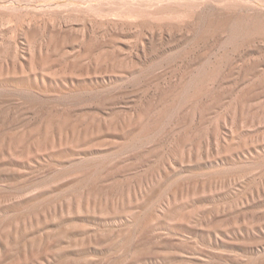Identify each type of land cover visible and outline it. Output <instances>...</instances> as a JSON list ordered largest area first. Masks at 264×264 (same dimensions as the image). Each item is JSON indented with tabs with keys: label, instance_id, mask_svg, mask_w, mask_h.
Here are the masks:
<instances>
[{
	"label": "rangeland",
	"instance_id": "obj_1",
	"mask_svg": "<svg viewBox=\"0 0 264 264\" xmlns=\"http://www.w3.org/2000/svg\"><path fill=\"white\" fill-rule=\"evenodd\" d=\"M264 0H0V264H264Z\"/></svg>",
	"mask_w": 264,
	"mask_h": 264
},
{
	"label": "bare ground",
	"instance_id": "obj_2",
	"mask_svg": "<svg viewBox=\"0 0 264 264\" xmlns=\"http://www.w3.org/2000/svg\"><path fill=\"white\" fill-rule=\"evenodd\" d=\"M262 38L264 40V16L257 18L251 14L242 15L234 24V38Z\"/></svg>",
	"mask_w": 264,
	"mask_h": 264
}]
</instances>
